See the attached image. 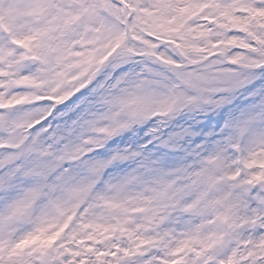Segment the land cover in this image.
I'll return each mask as SVG.
<instances>
[{
	"label": "snow or ice",
	"instance_id": "obj_1",
	"mask_svg": "<svg viewBox=\"0 0 264 264\" xmlns=\"http://www.w3.org/2000/svg\"><path fill=\"white\" fill-rule=\"evenodd\" d=\"M0 264H264V0H0Z\"/></svg>",
	"mask_w": 264,
	"mask_h": 264
}]
</instances>
